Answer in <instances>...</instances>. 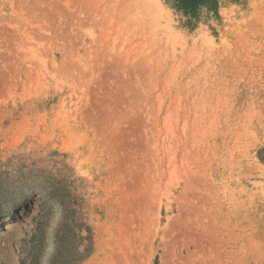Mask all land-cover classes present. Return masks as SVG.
<instances>
[{
  "label": "rangeland",
  "instance_id": "rangeland-1",
  "mask_svg": "<svg viewBox=\"0 0 264 264\" xmlns=\"http://www.w3.org/2000/svg\"><path fill=\"white\" fill-rule=\"evenodd\" d=\"M0 264H264V0H0Z\"/></svg>",
  "mask_w": 264,
  "mask_h": 264
},
{
  "label": "bare ground",
  "instance_id": "bare-ground-1",
  "mask_svg": "<svg viewBox=\"0 0 264 264\" xmlns=\"http://www.w3.org/2000/svg\"><path fill=\"white\" fill-rule=\"evenodd\" d=\"M3 236H4V234H3L2 230H0V242H1V239Z\"/></svg>",
  "mask_w": 264,
  "mask_h": 264
}]
</instances>
